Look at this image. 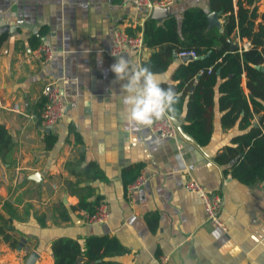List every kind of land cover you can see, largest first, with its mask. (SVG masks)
Segmentation results:
<instances>
[{
    "label": "crops",
    "instance_id": "1",
    "mask_svg": "<svg viewBox=\"0 0 264 264\" xmlns=\"http://www.w3.org/2000/svg\"><path fill=\"white\" fill-rule=\"evenodd\" d=\"M190 7L213 12L209 0H177L167 10L181 24ZM259 12H264V0ZM151 16L152 11L122 0H0V25L23 20L38 27V33H7L0 44V125L13 140L9 153L0 156V264H27L33 251L40 254L35 264H54L55 239L83 242L94 235L114 236L122 246L96 258L83 256L77 264H159L161 255H168L170 264L264 263L262 182L243 184L215 161L243 132L239 122L223 127L217 87L212 137L205 146L185 129L187 107L177 118L184 131L178 126L175 138L151 127L127 130L123 82L111 71L118 56L107 50L116 29L145 38ZM218 22L222 28L221 15ZM42 41L55 50L48 61L35 52ZM236 44L247 49L250 43L235 35ZM158 49L145 44L120 56L144 66ZM186 62L176 55L159 73L164 87L174 85L176 91L175 71ZM52 80L59 81L69 103L65 116L48 131L41 113L43 89ZM243 86L247 91L245 76ZM48 134L56 139L52 147ZM144 168L148 184L129 191ZM190 179L223 197L225 228L208 220L198 193L186 191ZM84 199L92 210L107 202L109 220L86 223L84 212L91 211L79 207Z\"/></svg>",
    "mask_w": 264,
    "mask_h": 264
},
{
    "label": "trees",
    "instance_id": "2",
    "mask_svg": "<svg viewBox=\"0 0 264 264\" xmlns=\"http://www.w3.org/2000/svg\"><path fill=\"white\" fill-rule=\"evenodd\" d=\"M259 1L209 0L210 9L224 20L222 28L211 25L204 9L190 7L184 11L181 24L175 16L161 22L150 19L145 33L146 46L159 47L144 63L155 73L166 71L174 56L182 51L197 53V58L182 63L174 74L176 92L182 93L177 118L187 107L186 131L199 144L207 145L212 137L211 107L217 87L223 127L239 122L243 132L233 137L215 161L227 166L225 174H232L246 185L264 181V70L257 68L264 65V12H259ZM6 35L0 36V44ZM235 35L247 40L249 47L242 49L236 44L233 48ZM256 115L260 116L257 122ZM55 140L48 134L47 146L52 147ZM12 146L11 135L0 125V156L5 157ZM79 207L95 211L85 199ZM51 245L54 264H77L80 256L92 259L122 246L110 235L89 236L83 242L59 237Z\"/></svg>",
    "mask_w": 264,
    "mask_h": 264
},
{
    "label": "built area",
    "instance_id": "3",
    "mask_svg": "<svg viewBox=\"0 0 264 264\" xmlns=\"http://www.w3.org/2000/svg\"><path fill=\"white\" fill-rule=\"evenodd\" d=\"M177 0H122L124 4L134 5L139 8H145L152 11L156 7H168ZM18 22H24L19 20ZM145 46V38L143 34L130 35L123 30L116 29L114 34V45L107 50V53L111 56H120L125 52L140 50ZM36 54L42 57L45 61L50 60L54 54L55 50L48 41H42L35 50ZM191 55L197 57L195 51H182L179 56ZM43 95L45 97V107L41 113V119L43 126L46 129L54 128L61 119L65 116L68 99L65 93L62 91L59 81L52 80L48 82L44 89ZM16 105L15 108L16 109ZM154 133L162 135L167 138H175L178 136V128L173 122V120H161L154 123L151 126ZM150 180V175L144 168L141 170L140 174L137 176L135 181L129 185V191H136L143 188L148 184ZM262 186L264 188V181H262ZM186 191L190 193H198L204 203V208L208 220L216 222L221 227L225 228L221 219L220 213L224 204V199L218 193L206 189L200 182L195 179H190L185 183ZM111 208L109 204L105 201H101L95 211L84 212V221L89 224H104L111 216ZM30 249L26 247L24 253L28 254ZM159 264H170L168 255H161L158 259ZM264 264V263H260Z\"/></svg>",
    "mask_w": 264,
    "mask_h": 264
},
{
    "label": "clouds",
    "instance_id": "4",
    "mask_svg": "<svg viewBox=\"0 0 264 264\" xmlns=\"http://www.w3.org/2000/svg\"><path fill=\"white\" fill-rule=\"evenodd\" d=\"M111 71L121 84L122 103L127 113V130L149 128L161 120H175L180 97L174 85L164 87V77L147 66L118 56Z\"/></svg>",
    "mask_w": 264,
    "mask_h": 264
},
{
    "label": "water",
    "instance_id": "5",
    "mask_svg": "<svg viewBox=\"0 0 264 264\" xmlns=\"http://www.w3.org/2000/svg\"><path fill=\"white\" fill-rule=\"evenodd\" d=\"M221 15L218 12L213 11L212 13H210L208 15L209 21L211 23L212 26H219V22H218V16ZM169 16L168 14V10L167 7H156L152 10V18L153 19H157V20H163L164 18H167ZM18 29H32V31H34L35 33H38V27L37 26H33L31 24L25 23V22H17V23H13V24H1L0 25V36L2 34H7V33H13L16 32ZM235 47V45H233V48ZM195 57L191 56V55H187V56H182V59L185 61L194 59ZM197 58V57H196ZM257 68H261L262 70H264V65L262 66H257ZM173 122L175 123V125L178 127L182 128V125H180L178 123V119L176 118L175 120H173ZM48 131H50V129H48ZM184 131V130H183ZM38 177H40V174L38 175H34L35 179H38ZM26 241L23 240L20 244V250L22 249V247L25 245ZM40 254L37 251H33L30 256L27 259V264H35L36 261L39 259ZM84 257L80 256L78 258L79 261L83 260Z\"/></svg>",
    "mask_w": 264,
    "mask_h": 264
}]
</instances>
